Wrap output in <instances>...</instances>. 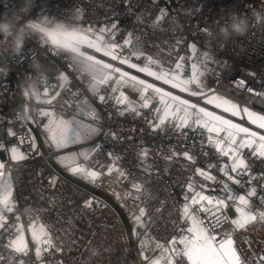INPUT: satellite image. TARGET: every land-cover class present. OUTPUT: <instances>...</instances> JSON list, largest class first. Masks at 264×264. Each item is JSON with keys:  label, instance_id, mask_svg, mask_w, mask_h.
<instances>
[{"label": "built area", "instance_id": "2783aa9c", "mask_svg": "<svg viewBox=\"0 0 264 264\" xmlns=\"http://www.w3.org/2000/svg\"><path fill=\"white\" fill-rule=\"evenodd\" d=\"M25 7L28 8L27 13L22 11ZM163 10L165 14L158 22L157 17ZM256 12L264 14V0H0V19L6 15L17 26H27L32 20L39 21L45 16L75 22L76 15H80L79 23L83 27L100 29L115 25L112 30L117 43L122 44L128 38L132 40L122 55L128 56L135 52L139 56H151L159 66L167 69L174 67L176 59L183 56L185 75H190L192 56L189 46L194 43L197 45L195 55L206 51L212 57L206 61L208 70L201 78L203 90L208 92L213 89L215 94L231 99L241 109L247 107L264 115V21L256 22ZM232 13H239L248 19L249 30L246 35L233 36L225 41L219 35L210 38L206 34L205 28L218 33L219 25L228 22ZM2 40L3 37H0ZM84 50L132 75L136 74L141 79L264 134L263 129L251 125L246 118L232 117L206 104L205 97H192L146 74H140L127 65H121L119 61L101 56L93 49ZM68 57V53L54 51L51 45L42 44L38 34L31 31L27 34L21 54L0 49V143L8 148L18 146L26 155V159L16 162L10 160L9 152L0 150V162L5 163V170L0 171V180L3 182L7 179L10 169L17 206L15 214L21 216L25 224L29 248L27 256L0 248L4 256L0 264H9L10 255L13 256V264H20V261L25 264H141L136 252L137 242L130 244L124 224L114 207L85 188L73 184L49 166L48 160L59 152L49 145L47 134L38 121L29 122L38 135L40 146L37 141L35 148L33 141L21 142L22 137H34L25 121L20 119L18 110L22 96L24 109L28 105L30 116L34 115L35 100L31 94L25 96L21 88V82L25 85L26 80L37 75L30 65L39 61L44 66L42 83L37 90L47 87L49 95L60 92L54 102L57 111L73 113L76 111L75 102L85 99L96 110L99 119L92 121L98 129L94 141L96 151L87 161L81 158L80 163L103 171L95 161L108 165L118 157L115 163L127 173L128 180L143 185L146 195L133 202L125 195L130 188L128 180L121 179L118 182L115 173L103 175L94 183L95 188L114 200L127 219L133 217V212L138 211L139 207L146 209L147 227L138 230V241L143 236L166 245L175 235L173 221L178 222L180 219L179 209L184 203L182 196L186 193L189 181L196 185H207L205 194L223 199L224 195L220 192L223 184L204 180L196 174L195 169L204 168L218 181H226L218 166L230 161L218 156L208 144V134L204 130H177L172 122L154 127L158 123L153 111L158 106L155 98L150 108H137L135 112L124 110L125 105L117 106L114 100L101 103L87 88L88 76H82ZM6 68L18 79L20 92ZM61 73L68 75L70 80L63 89L59 81ZM45 79L49 82L45 83ZM239 81H244V85L240 86ZM192 88L198 90L195 85ZM248 88L253 91L249 92ZM70 93H74V97ZM9 130L18 135L11 136ZM185 151L195 158V163L179 155ZM73 152H79V146ZM143 152L147 155L141 156ZM242 154L249 173L238 177L243 187L231 181L228 183L239 194H245L254 187L257 195L251 198V203L254 208L264 210V202L260 199L264 197V158L253 155L249 149L242 150ZM209 165L217 167L209 168ZM133 195L139 193L133 190ZM86 201L91 202L92 206L88 208ZM228 215L233 218L236 215L231 206ZM29 216L40 218L48 227L56 246L48 252L42 250L39 259L35 257L34 245L27 231ZM231 227L230 223L224 224V229ZM233 238L246 264H264V259H260L264 256V222L257 221L244 230L236 231ZM7 242L6 235L0 236V244L6 245Z\"/></svg>", "mask_w": 264, "mask_h": 264}, {"label": "snow or ice", "instance_id": "6c2138e0", "mask_svg": "<svg viewBox=\"0 0 264 264\" xmlns=\"http://www.w3.org/2000/svg\"><path fill=\"white\" fill-rule=\"evenodd\" d=\"M164 14L162 11L161 15L157 17L158 22ZM49 20L50 18L45 16L39 22L29 23L28 27L44 31L41 25L49 23ZM112 28H115V25ZM105 33H108L107 38ZM68 35L48 33L52 49L56 51L62 38L66 39ZM131 43V38L124 39L122 44L117 43L111 28L97 30L93 27H83L78 35L72 37L68 45V59L82 76H88V89L101 103L114 100L117 106L125 105L124 110L135 112V102L130 100L122 90L125 87L131 88L139 94V106L142 108H150L152 100L155 98L158 106L153 111L158 123L154 124V127L159 128L166 121H171L177 130L185 128L204 130L208 134V144L218 156L230 161L218 166L219 172L223 174L226 181H218L216 176L204 168L197 167L195 169L196 174L203 177L204 180L222 183L223 187L220 192L224 198L207 195L205 194L207 185H196L189 181L186 185V193L182 196L184 203L179 209L180 219L178 222L173 221L175 235L171 236L166 245L149 237L141 242V251L160 249V255L149 261V264H246L237 250L236 241L233 238L234 233L246 229L250 224L257 221L264 222V210L254 208L251 203V198L257 195L254 187L245 194H239L233 191L228 181L243 187L242 181L238 177L249 173L242 150L249 149L253 155L264 158V134L253 131L243 124L234 122L224 115L217 114V112L182 98L171 91H165L163 88L132 75L113 63L98 59L84 49H93L105 57H110L112 61H119L121 65L136 69L137 72L153 77L157 81H162L163 84L170 85L171 88L178 89L180 92L188 93L192 97H205L206 104L213 105L214 108L221 109L232 117H239L240 119L246 117L252 125H256L259 129H264V115L251 111L247 107L241 109L231 99L215 94L213 89H209L208 92L203 90L201 78L208 70L206 61L212 59L206 51L202 53L203 60L199 58L193 60L190 64V75L185 77V58L183 56L176 59L173 69H167L160 65L158 70H154L153 65H157V61L151 56L145 57L143 66H140L132 62V57L135 56L139 59V54L132 52L128 56L122 55L124 48L130 46ZM189 47L191 53L195 54L197 45L193 43ZM59 81L61 89L70 82L68 75L64 73L60 74ZM48 82L45 79V83ZM238 83L243 86L245 82L239 81ZM193 85L198 90H193ZM102 91L104 94H101ZM248 91L252 92L253 90L248 88ZM150 92L152 95H149ZM24 95L29 96L27 92ZM31 95L40 107L36 108L35 117L25 115L20 119L33 123L42 120L41 126L47 134L49 145L57 151L82 143L98 131L97 128L93 127V124L78 119L76 114H71L68 117L63 114L57 115L54 102L60 96L59 91L49 95V89L45 87L42 90H35ZM74 95V93H70V96L74 97ZM75 103L80 116L87 115L93 122L99 119L96 110L86 99ZM9 134L13 137L18 135L11 130H9ZM34 140L35 137L31 135L21 138L22 143ZM33 146L35 147V145ZM0 150L9 152V158L12 161L26 159L25 153L18 146L8 148L5 144L0 143ZM95 151L94 147L86 151L67 152L59 155L57 159L72 174L83 176L92 183H96L103 175L111 176L113 173L117 175L118 182L121 179L128 180L127 173L115 163V160L119 159L118 157L114 158L113 162L108 165H102L95 161L94 163L98 164L103 171L88 168L80 163L81 158L87 161ZM108 155L111 156V153ZM146 155V152L141 153V156ZM179 155L195 163V158L189 155L187 151ZM208 167L217 166L209 165ZM4 170L5 163L0 162V171ZM128 183L130 188L125 194L128 199L135 202L146 195V190L141 183L134 180H128ZM133 190L139 195L134 196ZM260 199L264 202V197H260ZM86 206L91 207V202H86ZM230 206L236 214L234 218L228 215ZM16 211L17 206L13 197L12 177L9 169L7 179L0 182V236L6 235L8 238L7 244H0V248H7L14 254L27 256L29 248L28 239L25 236V224L21 216L15 214ZM132 215L137 225L142 228L147 227L145 208L139 207L138 211H134ZM27 219V231L30 233V239L34 245L35 257L39 259L42 250L48 252L56 246L48 227L38 216H29ZM225 223H230L232 227L224 229ZM56 250L60 251L59 248ZM143 258L146 261L149 260L148 255H144ZM260 259H264V256ZM3 260L4 256L0 253V262ZM9 264H13V256L11 255L9 256ZM20 264H25V262L20 261Z\"/></svg>", "mask_w": 264, "mask_h": 264}, {"label": "clouds", "instance_id": "9594fccd", "mask_svg": "<svg viewBox=\"0 0 264 264\" xmlns=\"http://www.w3.org/2000/svg\"><path fill=\"white\" fill-rule=\"evenodd\" d=\"M22 11L27 13L28 8L25 7L22 9ZM254 16L257 23L264 21V14L261 12L254 13ZM80 19V15H76L74 17L75 22H73L71 19L63 20L51 18L49 23L41 25V27L44 29V31H41L38 29L29 28L28 25L17 26V23H15L12 18H9L5 15L4 18L0 19V37H3V40L0 41V49L3 51H14L17 55L21 54L26 43L27 34L29 31H31L35 34H38L39 40L42 44L47 45H51L48 33L69 34L66 39L62 38L61 43L57 48L59 52L68 53V45L70 44L72 37L78 35L83 28V26L79 23ZM32 23L36 22L33 21ZM248 30V19L241 16L239 13H232L229 16L228 22L219 25L218 33H214L211 29H206L205 32L210 38H215L216 35H219V37L227 41L233 36L246 35ZM30 67L33 68V71L37 75L34 78L26 80L25 82L24 91L28 94H32L40 87L44 74V66L39 61H34Z\"/></svg>", "mask_w": 264, "mask_h": 264}, {"label": "rangeland", "instance_id": "374dc122", "mask_svg": "<svg viewBox=\"0 0 264 264\" xmlns=\"http://www.w3.org/2000/svg\"><path fill=\"white\" fill-rule=\"evenodd\" d=\"M163 12L165 13V10H163ZM33 21H35V22H39L38 20H32V22ZM31 23V22H30ZM101 28H108V27H101ZM112 29V28H111ZM98 30V29H97ZM112 32H113V30H112ZM114 33V32H113ZM107 36H108V33H105V37L107 38ZM114 40L116 41V39L114 38ZM117 42V41H116ZM97 53V52H96ZM202 53L203 52H200L198 55H195V54H193L192 53V62H193V60L195 59V58H199L200 60H203V55H202ZM99 55H103L102 53H98ZM145 57H147V56H139V59H137L135 56H133L132 57V62L133 63H137L138 65H140V66H143V64H144V62H145ZM109 59H111L110 57H108ZM191 62V63H192ZM158 68H159V65L157 64V65H153V69L154 70H158ZM174 67H171V69H173ZM136 72H137V70L136 69H134ZM139 73V72H138ZM140 74H143L144 75V73H140ZM134 75H136V74H134ZM137 76V75H136ZM184 76L185 77H187V76H189V75H185L184 74ZM151 79H153V80H155L153 77H150ZM157 81V80H156ZM149 83H151V81H148ZM162 82V81H161ZM163 83V82H162ZM166 86H168V87H171L170 85H166ZM24 85L22 84V82H21V88H22V90L24 91ZM159 87V86H158ZM161 88H163V87H161ZM165 91H167L165 88H163ZM124 91V90H123ZM125 94L129 97V99L130 100H132L133 102H135V107H136V109L138 108V109H141L142 107H140L139 106V94L137 93V92H135V91H133V92H131V93H129V92H127V91H125ZM149 95H152V93L150 92L149 93ZM204 101H205V98H204ZM16 104L18 105V101H16ZM34 104V114H35V110H36V108L37 107H40V105L38 106L37 104H36V102H34L33 103ZM210 106H212V107H214L213 105H210ZM18 107H19V105H18ZM45 107V106H44ZM126 107V106H125ZM202 107H204V106H202ZM244 107H242V109H243ZM221 110V109H220ZM250 110V109H249ZM252 111V110H251ZM257 112V111H256ZM26 115L27 116H30V113H29V110H28V105H26ZM258 114H261V113H259V112H257ZM72 113H68V115L70 116ZM218 114V113H217ZM262 115V114H261ZM34 117H35V115H34ZM77 118H79L80 119V117L79 116H77ZM246 118V117H245ZM82 120V119H81ZM246 121L248 122V123H250L247 119H246ZM31 122V121H30ZM39 122V124L41 125L42 124V120H40V121H38ZM84 122H86V121H84ZM87 123H89V122H87ZM90 123L91 124H93V122L92 121H90ZM251 124V123H250ZM255 127H257L256 125H254ZM93 127H95L96 128V125L95 124H93ZM42 130H43V128H42ZM264 130V129H263ZM97 134H98V131L96 132ZM94 134V135H92V136H97V134ZM92 136L88 139V140H86L87 142V144H89V140H91V138H92ZM95 136V137H96ZM36 140H34L33 141V143H32V145H35V147H36ZM79 145H81V144H75V145H71V146H69V148H67V149H64V153L63 154H65V153H67V152H73V149L75 148V147H78ZM90 146V145H89ZM34 147V146H33ZM34 147V148H35ZM88 147V146H87ZM86 149H88V148H86ZM85 148L83 149V148H80L79 147V151H85L86 150ZM9 155H10V153H9ZM62 155V154H61ZM59 155H55V156H53V160H55L56 159V157H58ZM10 157V156H9ZM18 161H21V160H18ZM17 162V161H16ZM87 184H89L90 186H95V184L94 183H92V182H90L89 180H88V182H87ZM87 202V201H86ZM86 202H85V205H86ZM88 207V206H87ZM89 208V207H88ZM127 223L129 224V227H130V231H131V238H133V241L134 242H137V249H136V252H137V255H138V257H139V259L141 260V263L142 264H149V261H151V260H153V259H155L156 257H158L159 255H160V249H154V250H152V251H144V252H142L141 251V242L143 241V240H145V239H147V237H141V239L138 241V238H137V234H138V230L139 229H141V227L139 226V225H137L135 222H134V220H133V217H130V218H128V221H127ZM144 255H148V257H149V260L148 261H146L143 257H144Z\"/></svg>", "mask_w": 264, "mask_h": 264}, {"label": "water", "instance_id": "95a60500", "mask_svg": "<svg viewBox=\"0 0 264 264\" xmlns=\"http://www.w3.org/2000/svg\"><path fill=\"white\" fill-rule=\"evenodd\" d=\"M1 68V66H0ZM6 70L10 73V75L13 77L14 81H15V84H16V89L18 92L19 91V88H20V83L18 81V79L13 75V72L6 68ZM23 97L20 96V101H19V104H20V116L23 117L25 116L24 114V104H23ZM25 121V120H24ZM25 123L28 125V129L30 130V132H32L33 136L35 137V140L37 141V145H39L38 141V135L37 133H35V131L32 130V125L30 124L29 121H25ZM40 146V145H39ZM48 163H49V166L52 167V169L56 172H58V174H60L61 176H63L64 178H68L69 180L72 181L73 184L75 185H78L79 187H83L85 188L89 193L93 194V195H96L98 197H100L101 199H103L104 201H106L107 203L109 202L113 207H114V210L118 213L120 219H121V223L122 225L124 224V227H125V230L127 232V238L130 242L131 245H133L134 241H133V238H131V231H130V227H129V224L127 223L128 219L125 217V215L123 214V212H121L117 205L114 203V200L109 197V196H106V194L102 193L99 189L95 188V187H89V186H86L85 184L81 183V182H78L77 180L73 179L72 176H70L68 173H64L62 172L58 166L54 163V161L51 159V160H48Z\"/></svg>", "mask_w": 264, "mask_h": 264}, {"label": "crops", "instance_id": "0c3cea01", "mask_svg": "<svg viewBox=\"0 0 264 264\" xmlns=\"http://www.w3.org/2000/svg\"><path fill=\"white\" fill-rule=\"evenodd\" d=\"M191 55H192V53H191ZM87 88H88V86H87ZM122 90H124V92L125 91H127V92H129V93H131V92H133V90L131 89V88H128V87H125V88H123ZM101 94H103L102 92H101ZM98 99V98H97ZM90 105H91V103H90ZM92 106V105H91ZM45 107H47V106H45ZM93 107V106H92ZM94 108V107H93ZM18 110H20V105H19V107H18ZM29 110V109H28ZM220 110V109H219ZM24 111H25V115L27 114L26 113V106H25V109H24ZM33 111H34V109H33ZM57 111V110H56ZM85 111H87V109H85ZM223 112V111H222ZM68 113H72V112H69V111H63V112H60V111H57V115H60V114H63V115H65V117H68L69 115H68ZM72 114H76L77 116H79L80 117V119H82L83 121H86L85 123H87V122H89L90 123V121H92L87 115H84V116H80L79 115V113L77 112V110L75 111V112H73ZM35 115V114H34ZM34 115H33V117H34ZM221 115V114H220ZM79 119V118H78ZM166 122H171V121H166ZM94 124V123H93ZM252 125V124H251ZM254 126V125H253ZM97 134V133H96ZM96 136V135H95ZM95 136H92V138H91V140H89L88 142H89V144H87L86 142L87 141H84V142H82V143H79V144H81V145H79V147L80 148H88V149H86V150H89V149H92V148H94V146H95V143H94V141H95V139H96V137ZM90 145V146H89ZM88 146V147H87ZM85 150V151H86ZM59 153L58 154H56V155H61V154H63L64 153V150H60V151H58ZM53 156H55V155H53ZM53 156L51 157L52 158V160H53ZM54 161V163L58 166V168L62 171V172H66V173H68L70 176H72V178L73 179H75V180H77L78 182H81V183H83V184H85L86 186H89V187H92V186H90L89 184H87V182H88V179H86V178H84L83 176H80V175H74V174H72L69 170H68V168L67 167H65L64 165H62V164H60L59 162H58V159H57V157H56V159L55 160H53ZM0 182H2V180H0ZM93 187H95V186H93ZM92 187V188H93ZM142 264V263H141Z\"/></svg>", "mask_w": 264, "mask_h": 264}, {"label": "trees", "instance_id": "16d2710c", "mask_svg": "<svg viewBox=\"0 0 264 264\" xmlns=\"http://www.w3.org/2000/svg\"><path fill=\"white\" fill-rule=\"evenodd\" d=\"M39 106V105H38Z\"/></svg>", "mask_w": 264, "mask_h": 264}]
</instances>
